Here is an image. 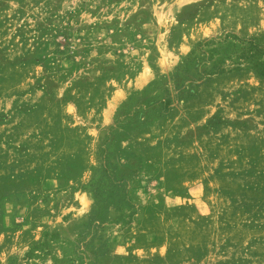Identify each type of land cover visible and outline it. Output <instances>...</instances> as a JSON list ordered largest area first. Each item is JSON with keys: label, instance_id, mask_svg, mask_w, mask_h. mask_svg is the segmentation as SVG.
Masks as SVG:
<instances>
[{"label": "rangeland", "instance_id": "1", "mask_svg": "<svg viewBox=\"0 0 264 264\" xmlns=\"http://www.w3.org/2000/svg\"><path fill=\"white\" fill-rule=\"evenodd\" d=\"M225 32L264 33V0H0V264H264V75L133 128L147 85ZM107 134L132 212L73 251Z\"/></svg>", "mask_w": 264, "mask_h": 264}, {"label": "trees", "instance_id": "2", "mask_svg": "<svg viewBox=\"0 0 264 264\" xmlns=\"http://www.w3.org/2000/svg\"><path fill=\"white\" fill-rule=\"evenodd\" d=\"M241 70L264 75V33L245 37L235 32H225L197 42L168 74L159 76L141 92V113L135 114L137 122L133 128H142L155 118L168 114L176 103L194 98L198 88L210 79ZM112 138L107 134L100 143L101 164L88 185L93 195V205L85 221L75 226L78 244L73 251H79L100 238L97 231L109 219L112 209L130 210L132 205L124 177L116 174L119 160L129 154L122 157L124 148L114 144ZM126 216L129 215L121 212L119 219ZM45 235L41 247L58 237L57 232ZM87 237L91 239L86 241ZM104 244L101 242L94 250L97 255L103 253ZM30 254L31 251L25 258H29Z\"/></svg>", "mask_w": 264, "mask_h": 264}]
</instances>
